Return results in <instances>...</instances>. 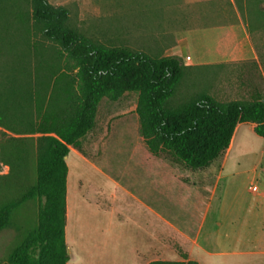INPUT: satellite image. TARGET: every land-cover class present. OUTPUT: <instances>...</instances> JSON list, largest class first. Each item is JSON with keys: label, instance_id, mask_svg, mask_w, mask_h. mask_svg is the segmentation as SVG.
Returning <instances> with one entry per match:
<instances>
[{"label": "rangeland", "instance_id": "obj_1", "mask_svg": "<svg viewBox=\"0 0 264 264\" xmlns=\"http://www.w3.org/2000/svg\"><path fill=\"white\" fill-rule=\"evenodd\" d=\"M60 2L49 0L53 6ZM65 7L70 27L97 43L162 55L133 34L109 29L111 23L103 28L92 22L85 6ZM241 18L255 60L185 68L171 107L201 94L219 102L250 100L255 93L264 98V18L244 8ZM63 74L74 76L58 46L35 28L29 0L0 3L1 124L20 129L17 117L35 124L36 95L47 97ZM137 97L129 92L116 101L102 99L92 130L66 158L68 264L179 262L183 255L197 264H264V138L242 124L231 150L207 169L190 171L166 153L150 152L140 133ZM11 138L37 135H14L0 125V203L18 204L0 229V264L37 229L43 204L22 199L36 182V148L32 141L18 146L26 161L15 176L2 159L12 150L4 146Z\"/></svg>", "mask_w": 264, "mask_h": 264}, {"label": "trees", "instance_id": "obj_2", "mask_svg": "<svg viewBox=\"0 0 264 264\" xmlns=\"http://www.w3.org/2000/svg\"><path fill=\"white\" fill-rule=\"evenodd\" d=\"M233 1L241 12L244 8L264 18V8L260 7L264 0H253L249 7L245 6L247 0ZM29 2L35 28L58 46L66 68L74 76L63 74L47 97L36 95L35 124L21 117L16 118L20 129L0 122L5 132L37 135L31 140L11 138L4 146L12 150L2 159L19 176L26 160L18 146L32 141L37 178L22 199L43 200L37 229L7 255L5 264H67L66 158L71 149H79L81 140L92 130L97 106L104 98L116 101L124 93H136L140 133L150 152L166 153L190 171L207 169L228 151L241 124H250L254 134L264 138V98L259 93L250 100L229 102L201 94L184 105L171 107L170 100L188 69L180 58L152 57L126 47L105 46L70 27L67 8L53 6L48 0ZM64 78L68 80L59 86ZM17 207L13 201L0 203V229L9 224ZM151 264L197 263L183 255V261Z\"/></svg>", "mask_w": 264, "mask_h": 264}, {"label": "crops", "instance_id": "obj_3", "mask_svg": "<svg viewBox=\"0 0 264 264\" xmlns=\"http://www.w3.org/2000/svg\"><path fill=\"white\" fill-rule=\"evenodd\" d=\"M68 5L89 8L92 22L104 23L103 28L111 23L114 27L109 29L133 34L147 42L151 53L178 57L185 67L256 58L241 11L233 0H62L55 6ZM69 250L67 246L68 254Z\"/></svg>", "mask_w": 264, "mask_h": 264}, {"label": "built area", "instance_id": "obj_4", "mask_svg": "<svg viewBox=\"0 0 264 264\" xmlns=\"http://www.w3.org/2000/svg\"><path fill=\"white\" fill-rule=\"evenodd\" d=\"M185 59L188 61V60H189V57H186ZM253 189L255 190V189H256V187H254Z\"/></svg>", "mask_w": 264, "mask_h": 264}]
</instances>
